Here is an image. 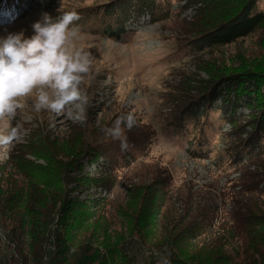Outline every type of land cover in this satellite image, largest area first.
<instances>
[{
  "label": "rangeland",
  "instance_id": "1",
  "mask_svg": "<svg viewBox=\"0 0 264 264\" xmlns=\"http://www.w3.org/2000/svg\"><path fill=\"white\" fill-rule=\"evenodd\" d=\"M201 9L196 0H0V38L20 32L30 37L45 13L55 19L76 12V46L93 56L92 72L82 85L89 97L84 124L37 112L35 92L20 98L24 106L14 118L0 121V197L10 181L28 182L21 171L24 161L34 165L24 170L36 179H50L42 168L52 150L58 161L72 165L63 185L70 199L84 205H75L73 212L101 216L106 230L91 241L102 244L108 237L114 242L133 224L139 226L122 245L128 264H157L155 253L165 249L173 264L225 235L233 185L261 173L255 161L243 155L236 163L234 157L245 154V141L264 119V103L256 94L260 80L238 76L241 64L248 66L260 54L261 32L241 35V27H235L201 34L207 21ZM254 10L264 13V0H257ZM127 20L123 32L112 36ZM217 68L225 69L222 80L212 83L209 74ZM260 88L263 95L264 83ZM127 114L135 123L124 128L130 147L122 151L120 140L103 129ZM74 150L76 161L63 159ZM98 180L103 184H93ZM140 187L145 205L138 203L131 212L143 210L148 217L125 220L120 213L131 214L128 207ZM256 203L264 212V197ZM6 225L0 213L2 262L10 252L4 244H9ZM223 249L233 247L224 243Z\"/></svg>",
  "mask_w": 264,
  "mask_h": 264
},
{
  "label": "trees",
  "instance_id": "2",
  "mask_svg": "<svg viewBox=\"0 0 264 264\" xmlns=\"http://www.w3.org/2000/svg\"><path fill=\"white\" fill-rule=\"evenodd\" d=\"M196 2L202 8L199 11H204L200 14L202 18L207 17V21L201 26V34L215 29L228 31L235 27H241V35L249 34L252 30L261 32L257 41L260 54L250 61L248 66L242 63V70L238 76L242 78L249 76L251 79L260 80L256 86L257 100L261 99L264 103V94L260 93V87L264 83V55L262 54L264 53V13L255 12L257 0H196ZM117 30L116 34L111 35L118 37L119 33L123 32V27L118 25ZM224 70L222 68L212 70L209 74L211 82L222 80L221 73ZM250 71L257 73L252 75L248 73ZM259 123L245 141L243 147L245 154L241 152L234 157L236 163L238 160L239 163L241 162L243 155L248 161H255L261 173L259 176L246 175V182L233 185V209L228 214L231 222L228 232L207 249L191 255H183L180 259L184 257L185 261L173 260V264L189 262L192 264H264V212L255 205L257 200L264 197V189L259 190L260 185L264 188V119ZM77 153L74 150L71 154L63 156V159L74 162L78 156ZM48 155V164L42 170L50 175V179H36L28 168L24 170V167H34V165L24 161L21 171L28 182L18 185L10 181L3 193L4 197H0V213L7 222L8 237L6 238L12 246L5 262L0 261V264H128L127 252L122 245L126 244L127 240H132L134 234L139 231V226L133 224L134 227L130 226L129 233L120 235L114 242L108 237L104 238L102 244L91 241L95 234L106 230L101 223V216L81 209L76 213L73 212L75 205L81 208L84 205L82 202L70 199L63 185L68 182V176L73 173L68 169L72 165L69 162L65 163V160L58 161L56 155L52 154V150L48 151ZM242 180L244 178L239 182ZM93 184L100 186L103 183L98 180L93 181ZM138 190L141 192L131 198L132 202L128 207L130 212L137 211L135 206L138 203L145 205L146 196L142 194L144 188L140 187ZM238 197L247 199L239 201ZM120 214L125 220L137 222L148 217L143 210L128 214L122 209ZM57 226H60V230L54 228ZM161 242L164 245L168 244L169 240L163 238ZM224 243L232 245L231 252L223 249ZM51 244L52 252L48 250Z\"/></svg>",
  "mask_w": 264,
  "mask_h": 264
},
{
  "label": "clouds",
  "instance_id": "3",
  "mask_svg": "<svg viewBox=\"0 0 264 264\" xmlns=\"http://www.w3.org/2000/svg\"><path fill=\"white\" fill-rule=\"evenodd\" d=\"M79 16L67 12L53 19L45 13L32 25L33 34L9 33L0 38V121L10 120L24 105L20 98L36 93L34 109L65 115L76 123L87 120L89 97L82 85L92 72L93 56L76 46ZM135 123L131 114L122 115L103 129L120 140L122 151L130 147L124 128ZM157 264H171L167 250L156 252Z\"/></svg>",
  "mask_w": 264,
  "mask_h": 264
},
{
  "label": "bare ground",
  "instance_id": "4",
  "mask_svg": "<svg viewBox=\"0 0 264 264\" xmlns=\"http://www.w3.org/2000/svg\"><path fill=\"white\" fill-rule=\"evenodd\" d=\"M128 21H129V20L122 22L121 26L123 27V24H124V23H128ZM0 235H1V233H0ZM3 238H4V236H3ZM5 241H6V240H5ZM11 248H12V247H11ZM48 248H49V250H50L51 252L53 251V247H52V245H50ZM47 252H48V251H47Z\"/></svg>",
  "mask_w": 264,
  "mask_h": 264
},
{
  "label": "built area",
  "instance_id": "5",
  "mask_svg": "<svg viewBox=\"0 0 264 264\" xmlns=\"http://www.w3.org/2000/svg\"><path fill=\"white\" fill-rule=\"evenodd\" d=\"M2 241V240H1ZM5 245H6V247H7V249H9V251L12 249L11 248V245H9V244H7V243H4ZM48 250H49V248H48ZM10 253V252H9Z\"/></svg>",
  "mask_w": 264,
  "mask_h": 264
}]
</instances>
